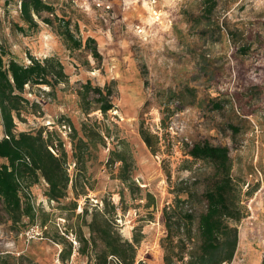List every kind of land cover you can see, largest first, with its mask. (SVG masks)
<instances>
[{"label": "rangeland", "instance_id": "rangeland-1", "mask_svg": "<svg viewBox=\"0 0 264 264\" xmlns=\"http://www.w3.org/2000/svg\"><path fill=\"white\" fill-rule=\"evenodd\" d=\"M40 1L52 7L53 15L42 12L27 22L20 13L21 0H0V46L22 64H29L30 57L54 58L66 81L53 88L26 87L23 96L38 107L21 113L15 132L55 130L53 136L62 141L68 157L73 128L80 137L84 126L101 133L104 144L89 145L80 172L67 160L69 175L79 180L76 190L69 185L60 203L47 200L41 179L31 186V202L37 214L42 212L34 223L23 217L12 224L0 204V264H87L76 243L62 263L58 255L63 245L51 237L68 229L73 242L70 229L81 224L77 216L104 203H109L107 216L123 239L140 236L136 259L162 264L163 210L171 209L177 198L185 200L188 187L203 191L204 183L195 179L210 168L192 161L187 152L204 139L228 147L232 178L247 211L236 225L238 245L230 264H261L264 0ZM47 17L51 24L42 22ZM63 24L75 40L92 42L74 49L61 34ZM87 82L111 91L113 108L106 114L98 110L93 94L83 105L88 114L83 112L79 92ZM139 130L158 137L152 150ZM112 151L127 157L126 182L118 177L120 163H107ZM71 202L76 203L73 212ZM203 206L196 198L183 207L185 230L194 233ZM41 221H46L44 228ZM81 229L87 237V229Z\"/></svg>", "mask_w": 264, "mask_h": 264}, {"label": "trees", "instance_id": "trees-1", "mask_svg": "<svg viewBox=\"0 0 264 264\" xmlns=\"http://www.w3.org/2000/svg\"><path fill=\"white\" fill-rule=\"evenodd\" d=\"M206 8L212 9L213 3ZM42 12L53 15L52 7L40 0H21L20 13L25 21L32 22V16L41 17ZM42 22L51 24L49 17L42 18ZM62 26V36L72 43L74 49H80L92 42L90 38L86 39L85 44L80 39L75 40L69 27L66 24ZM94 54L97 56V53ZM8 56L0 46V119L4 132L0 139V204L12 224H18L23 217L34 223L42 212L37 214L31 202V186L41 179L46 185L44 196L47 200L60 203L66 197L69 185L76 190L79 180L76 179L77 175L73 178L69 175L67 160L80 172L78 167L84 163L89 145L96 141L104 144V138L101 133L87 130V126H84L83 136L88 139L85 141L73 128L70 136L74 134V139L70 141L69 159L62 141L53 136L56 135L55 130L49 131L45 127L36 133H16L15 120H22L23 111L38 107L23 96L26 87L53 88L64 83L66 76L63 74V66L54 58L39 61L30 57L29 64H22ZM91 94L98 96L95 102L99 104L98 110L102 114L113 108L108 99L111 91L92 88L87 82L79 92L84 113L88 114V109L83 105ZM214 109L219 110L220 105L215 104ZM229 128L232 133L238 132L232 125ZM139 134L145 145L152 150L158 137L143 130H139ZM187 155L192 161L209 166L210 171L195 179V182L204 183L200 194L188 187L185 190V200L177 198L171 209L163 210L166 236L162 242V264H230L238 245L236 225L247 216V211L241 204V189L232 178L229 149L226 145H214L204 139L193 143ZM107 163L111 166L120 163L118 177L126 182L127 157L124 153L112 151ZM148 198L152 199V196L148 195ZM196 198L204 206L192 233L191 229H184L183 207L189 202L193 203ZM70 204L73 212L76 203ZM101 207L94 205L90 214L89 209L84 208L77 216V221L81 224H77L74 231L70 229L73 242L67 238L68 229H65L63 236L54 233L52 241L63 245L58 255L59 260L62 263L68 260L75 249L72 245L76 243L77 254L86 257L87 264H144L136 259L140 236L134 233L131 241L123 239L115 229L112 218L107 216L109 203H104ZM45 224L46 221H41V228ZM82 226L87 229V237L82 232ZM261 264H264V260Z\"/></svg>", "mask_w": 264, "mask_h": 264}, {"label": "built area", "instance_id": "built-area-1", "mask_svg": "<svg viewBox=\"0 0 264 264\" xmlns=\"http://www.w3.org/2000/svg\"><path fill=\"white\" fill-rule=\"evenodd\" d=\"M63 129H65L66 127H65V125H63V126H61ZM53 152V151H52Z\"/></svg>", "mask_w": 264, "mask_h": 264}]
</instances>
